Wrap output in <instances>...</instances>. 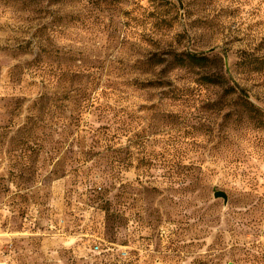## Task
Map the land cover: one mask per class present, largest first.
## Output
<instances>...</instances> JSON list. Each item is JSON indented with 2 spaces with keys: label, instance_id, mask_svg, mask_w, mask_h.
<instances>
[{
  "label": "rangeland",
  "instance_id": "1",
  "mask_svg": "<svg viewBox=\"0 0 264 264\" xmlns=\"http://www.w3.org/2000/svg\"><path fill=\"white\" fill-rule=\"evenodd\" d=\"M256 57L264 0H0V264H264Z\"/></svg>",
  "mask_w": 264,
  "mask_h": 264
},
{
  "label": "trees",
  "instance_id": "2",
  "mask_svg": "<svg viewBox=\"0 0 264 264\" xmlns=\"http://www.w3.org/2000/svg\"><path fill=\"white\" fill-rule=\"evenodd\" d=\"M170 59L162 58L158 55L152 56L148 59L147 63L158 66L164 63H169V65L172 68L176 67H199V68H205L210 65V58L206 56L205 54H197V53H191V52H173ZM255 68L257 71L264 70V57H256L254 61ZM225 78L220 74L215 73H207L201 76V79L199 80L202 84H209V85H222L224 83ZM233 89V87H232ZM80 96L72 95V96H65V99L67 101H72L77 103V111L80 114L83 112V106L82 102L83 99L80 100L78 98ZM76 98V99H74ZM62 97H60L58 94H42L39 97V101L36 102V106L39 105V107L44 111L45 117L42 116L40 121L37 124L38 128L42 129V139L43 144L44 143H55L58 142L55 139L56 135H62L65 138H68L70 135H73L74 132H76L74 124H64L63 126H60V124L51 125L46 121L47 119H53V118H62L65 117V111H69L68 108L69 105L67 104H58L60 101H62ZM74 99V100H73ZM251 105L254 107V109H257L256 105L251 102ZM76 111V110H75ZM77 113V114H78ZM79 119L80 117H75V119ZM42 144V145H43ZM43 149H51L50 151H56L57 147L55 145L51 146V148L43 146ZM59 149V148H58ZM108 150L114 152H118L120 149L117 146H111L108 148ZM46 152H49V150H46ZM94 192H97V188H92Z\"/></svg>",
  "mask_w": 264,
  "mask_h": 264
},
{
  "label": "water",
  "instance_id": "3",
  "mask_svg": "<svg viewBox=\"0 0 264 264\" xmlns=\"http://www.w3.org/2000/svg\"><path fill=\"white\" fill-rule=\"evenodd\" d=\"M215 197H217V198H224L225 200H228V195H227V193L225 192V191H223V190H217L216 192H215Z\"/></svg>",
  "mask_w": 264,
  "mask_h": 264
}]
</instances>
